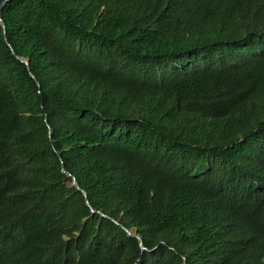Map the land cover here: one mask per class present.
Returning a JSON list of instances; mask_svg holds the SVG:
<instances>
[{
  "label": "trees",
  "instance_id": "16d2710c",
  "mask_svg": "<svg viewBox=\"0 0 264 264\" xmlns=\"http://www.w3.org/2000/svg\"><path fill=\"white\" fill-rule=\"evenodd\" d=\"M0 19V264H264V0Z\"/></svg>",
  "mask_w": 264,
  "mask_h": 264
},
{
  "label": "water",
  "instance_id": "95a60500",
  "mask_svg": "<svg viewBox=\"0 0 264 264\" xmlns=\"http://www.w3.org/2000/svg\"><path fill=\"white\" fill-rule=\"evenodd\" d=\"M8 1H9V0H4V2H3V3L1 4V6H0V9H1V8L4 6V4H5L6 2H8ZM0 23H1V26H2V29H3V34L5 35V26H4V24L2 23L1 19H0ZM11 52H12V54H14V52H13L12 49H11ZM17 58L19 59V61H20L22 64H24V65L27 67L28 70H30V66H29L30 63H29V60H28V59L20 58V57H17ZM31 77L34 79V76H33V75H31ZM62 172H63L66 176H68V177L70 176V174H68L64 169L62 170ZM71 185L74 186L77 190H79V191L82 193L83 197L85 198L86 205L90 208L91 213H94L95 211L91 208L90 204H89L88 201H87V195H86V192L80 189L79 185L77 184V182L75 181L74 178H72ZM101 216H102V217H105V218H108L107 216H105V215H103V214H101ZM112 221H113V220H112ZM114 223H116V222L114 221ZM123 230L127 233V235H128L129 237H134L135 239L138 240V242H139V247H140V249H141L142 251H145V250H146V248L143 246V242H142L141 237L138 236V235L136 234V232H133V233H132L131 231L126 230L125 228H123Z\"/></svg>",
  "mask_w": 264,
  "mask_h": 264
},
{
  "label": "rangeland",
  "instance_id": "374dc122",
  "mask_svg": "<svg viewBox=\"0 0 264 264\" xmlns=\"http://www.w3.org/2000/svg\"><path fill=\"white\" fill-rule=\"evenodd\" d=\"M133 233V231H131Z\"/></svg>",
  "mask_w": 264,
  "mask_h": 264
}]
</instances>
